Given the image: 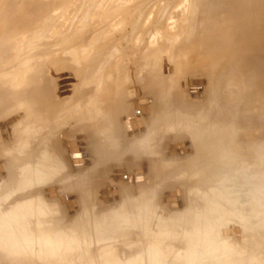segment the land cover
Returning a JSON list of instances; mask_svg holds the SVG:
<instances>
[{"label":"rangeland","instance_id":"1","mask_svg":"<svg viewBox=\"0 0 264 264\" xmlns=\"http://www.w3.org/2000/svg\"><path fill=\"white\" fill-rule=\"evenodd\" d=\"M202 1L0 0V129L5 125L9 129L17 122L16 127L21 125L22 115L30 108L42 116L51 107H58L59 111L61 100L67 97L72 99L68 103L69 113L77 109L84 116L91 111L93 114L112 112L111 120L108 114L99 121L102 124L113 120L117 129L120 120L116 114L127 112L122 115L121 126L125 137L119 138L123 142L119 140L121 147L115 155L116 159L121 158L118 163L123 164L126 177H116L117 168L107 178L101 172V176L91 179L104 181L97 191L92 187L94 183H89L81 173L54 175L49 160L5 159L7 149L13 144L7 136L9 133L0 135V163L7 164L6 174L0 175V250L21 243L12 244L2 236H7L10 230L21 229L22 220L39 223L48 220L47 225L57 237L63 235L62 231L73 232L68 233L78 243L74 244L78 247H69L75 252L69 251L76 258L73 257V264H92L93 259L88 258L85 251L79 254L78 251L90 245L85 230L89 231L92 222L93 226L100 222L99 230L105 234V243L100 249L103 253L111 252L114 259L119 258V264H264V157L252 169L251 176L255 178L241 179V184L232 181L226 188V196L221 198L220 192L213 191V186L202 185L196 175L187 173L189 160L168 158L167 154L172 143L192 133L176 123L175 116L181 112L178 108L175 110V102L179 108H190L198 101L195 100L201 92L198 86L203 87L202 80L197 84L198 81L193 83V78L208 79L210 75L209 67L200 64V59L195 57L197 52H192L196 37L204 33L205 24L201 21L211 17L202 10L207 5ZM214 1L224 2L226 6L234 3L229 8H234V16L238 18L233 17L236 20L231 19V24L237 25L242 20L246 39L241 40H245L244 43L251 40L255 52L264 57V0ZM230 11L218 14L224 17ZM200 48L201 45L196 50ZM62 87H66L68 93L65 94ZM112 90L117 93L116 102L108 110L107 102L112 99L108 92ZM181 111L184 114V110ZM171 115L174 116L170 118ZM9 117L12 118L4 123ZM160 125L172 131L165 136L168 144L163 146L157 137ZM102 129V132L108 130ZM152 129L156 140L153 138L155 142L152 140L153 144H149L151 149L166 150L165 153L158 159L143 160L142 164L124 158L129 150L136 151L137 147L133 146L140 139L129 145L125 141L126 134L145 132L144 136L151 133L153 137ZM62 139L67 153L66 142L82 147L77 139L67 140L66 136ZM99 143L98 147L94 143V147L106 149ZM180 148L181 153H188L183 143ZM120 149L124 153L121 154ZM76 150L78 148L74 147L70 152ZM68 159L70 163L69 153ZM118 163L115 167H119ZM134 164L141 165L128 169ZM136 167L145 170L146 182L138 178L141 170L133 172ZM40 172L47 177L38 176ZM252 189L261 204L254 210L246 197ZM56 191L61 192L60 203L48 204ZM212 204L218 205L220 210L206 207ZM242 214L250 217L249 220L241 221ZM107 241L109 245L113 243L110 246L114 245L109 251ZM154 245L164 253L161 263L159 259L146 260L156 249ZM2 255L5 254L0 251V257ZM5 263L12 264L8 259H0V264Z\"/></svg>","mask_w":264,"mask_h":264},{"label":"bare ground","instance_id":"2","mask_svg":"<svg viewBox=\"0 0 264 264\" xmlns=\"http://www.w3.org/2000/svg\"><path fill=\"white\" fill-rule=\"evenodd\" d=\"M199 1H202V0H196L197 3ZM202 3H204V5L205 3L207 4L202 8V10L203 11L205 10L207 13H210L211 17H208V19H206L207 18L206 17L205 19L201 21V23L205 24V27L203 29L204 33L201 37H198V36L196 37L194 41V46H193V48L195 49H192V52L194 53L197 52L198 55H196L195 57L197 59H200V64L203 63L205 67H209L210 75L208 76V79H205L202 76L197 77V79H195L196 77L193 78L194 79L193 83L194 82L196 83L198 81L197 82L198 84L201 82L203 84V87L202 85L201 87L198 86L199 90L201 91L199 93L198 98L195 99V100L198 99V101L194 103L193 105H191L190 108L186 106L183 107L182 105H181L182 108L181 107L179 108L177 107V103L175 102L174 104V106L176 105L175 110H177L178 108L181 113H182L181 110H184V114L183 113L181 114L177 111L179 114L177 115L176 113V115L179 117L175 116L176 119L178 118L176 123L177 124L180 123L184 128H187L192 133L190 134V136H185V138L183 140H180V142L172 143L170 145V148L167 154H168V158L173 157L176 160H185L187 162L189 160L190 169L187 171V173L190 172L192 175H196L198 177L197 179H200L202 185L209 184L213 186V191L216 193L220 192L219 194L221 198H223V196L225 195L227 186L230 183H232V181H234L237 184H241V181H242L241 179L245 180L247 178L252 177L251 178L252 180L253 178H255L254 176H251L254 173L252 172V169H254L264 157V57H261L260 55H258V53H256L257 52L255 50L256 47L255 45H251L252 43L251 40L249 42L247 41V43L246 42L244 43L245 40L242 41L243 40L242 38H245V35L244 33H242V31L246 27V26H243L242 20L239 23H237V25L235 24L233 25V22L231 24V19L236 20L234 18L235 17L238 18L237 16H234V12H235L233 11L234 8H229L232 4H234L233 2H231L229 6H226V4H223L224 2L222 3L223 6H220L222 4L217 3L214 0L213 1L203 0ZM229 10H231L230 11L231 14L228 13L230 16H227L228 15L227 12H229ZM225 11L227 12H226V16L224 17L220 16L222 14L220 15L218 14L219 12H225ZM194 13H196V11ZM217 15L219 16L217 17ZM215 28H218V30ZM200 45L202 46V48H200L199 50H196L197 48L200 47ZM263 45L261 44V48ZM158 58L159 57H157V60H159ZM199 80H202V81L199 82ZM176 96H179V95L177 94ZM161 99L165 103V100H163V98ZM172 100L174 99L172 98ZM163 102H160V103H163ZM177 102H180V101H177ZM172 104L171 106H173ZM82 105H84V103ZM169 110H171V107ZM172 110H174V108H172ZM90 111L88 110V112ZM91 112L92 113H90L89 115L85 113L87 115V116H84L86 119L85 121L90 122V120L88 119H91L92 121L93 120L92 118H95V114H93V111ZM174 115H171L169 117L171 118ZM108 117H110V120H111L112 117L110 115H108ZM10 118L12 117L7 118L4 121V123ZM170 118H168L169 121L171 120ZM112 121H108V122H112ZM108 122H105V123L102 122L103 125L100 122V124H98L97 126L99 128V131H101L102 127H107L109 129L112 126V124L107 125ZM16 124H18V122ZM16 124L12 126L10 125L9 129H13L14 127H16ZM127 124H128V121L126 122V125ZM161 125H160V129H161ZM7 126L5 125L4 128L0 129L1 136L3 132L7 134L9 133V129L7 128ZM152 132H153V129H152ZM154 133L156 132H153V135H154L153 137L150 133L149 135L151 136L150 138L149 136L148 137L144 136L146 134L145 133L143 137H141L137 142L135 141L136 142L134 144L135 146L139 144L137 148H135V150L137 151L138 148L139 149L151 148L149 144L150 143L153 144V141H154L153 138L156 136ZM187 139L189 140L188 142L186 141ZM67 140H71V139L67 137ZM125 141L129 142L126 138H125ZM120 142H123V141L121 140ZM261 142H263V145H261ZM77 143L79 142L77 141ZM180 143L181 144L183 143L184 150L185 151L187 150L188 153L186 154L181 153ZM95 144L97 145V143ZM103 145L104 147H106L108 143L106 142L102 144L101 146L103 147ZM120 145L121 143L120 144L116 143V147L114 146L116 148L115 152L119 150ZM131 145H133V143H131ZM173 145L174 147L172 148L171 146ZM66 146L68 147L71 167L73 169H77L76 171H83L84 168H86L87 166V161L80 147L74 146L75 148H78V150H76L75 152L74 151L70 152L71 148H74V147L68 145V142H66ZM98 146L99 145H97V147ZM151 146L154 147V145H151ZM97 147L95 146L94 148L98 149L97 151L99 154L101 153L104 154L105 152L108 151V149H105V148L101 149V147L99 149ZM245 149H248V151L246 154H243L242 151ZM122 152L123 151H121V154ZM170 152H172L171 155H170ZM75 155L76 157H74ZM118 159L115 160L117 163H118ZM121 164L116 169L115 174H116V177H119V175H123L125 178L127 173L125 172L126 170L124 169L123 164L122 165ZM6 165L4 164L1 165L0 169L3 172H0V175L6 174V171H7L5 168ZM186 167L187 166L183 168H186ZM137 169L138 171L139 170L142 171L138 173V178H142L144 179L143 182H146L145 170H143L142 167H136L133 169V172L137 171ZM117 170H121V172L117 173ZM16 171H18V169ZM215 171L219 172V174L215 175L216 173ZM72 173L76 174L77 172H72ZM140 173H143V174H140ZM37 175L47 177V174L46 173L44 174L42 172H40ZM13 178H15V176H13ZM133 178L136 179L135 175L133 176ZM134 182L136 181H133V183ZM60 191H56L55 192L56 195H53V197L48 199L49 200L48 204H52V205L57 204V201L61 197ZM88 192H90V190ZM63 193H64V190H63ZM248 196L246 195V197L249 199L250 205L253 206V210L261 206L259 198L257 197V194L255 193V190L252 189L251 193H249ZM85 199H88L87 196L85 197ZM206 207H208L209 209L220 210V207L218 205L212 204V205H206ZM60 208L62 209V207ZM239 217L241 221L243 222L246 220H249L250 218L244 214L240 215ZM47 222L48 220L41 221V223L33 222L32 220H25V221L22 220L21 224H23V226L21 225L22 226L21 229L8 231L9 234L7 236H2V238L11 241L12 244H15L19 241L21 243L15 246L11 245V247L4 248V249L1 248L2 250L0 251L5 255H2L0 259H3V258L8 259L9 262L12 264H73V260H74L73 253L75 252L72 250L74 249L73 248L74 246L78 247L77 245H74L75 243H77L75 240L76 238L73 235H68V233H73V232L62 231L63 235L57 237L56 234H52L51 229H50L51 226L47 225ZM16 223L18 222L16 221ZM56 223L58 224V222ZM87 223L88 222L86 221V224ZM99 223L100 222H98V225L97 223L96 224L94 223L95 224L94 226L92 225L93 222L91 224L89 223L91 226L90 227L88 226L89 227L88 232L86 231L87 229L85 230V233H86L85 235H87L90 245L86 247V250H84L85 248L84 249L80 248V251H78V254L83 253L85 251V253L89 256L88 258L93 259L94 262L92 261V264H119L118 262L119 258L114 259L111 256L112 255L111 252L103 253L102 252L103 250L100 249L102 246H104L105 242L103 240L105 239L104 238L105 234L99 230V227H98ZM39 225H42V226H39ZM44 225L45 226L47 225V228H45ZM84 226H85V223H84ZM112 229L114 230V227ZM18 231L19 233H16ZM205 234H208V233H205ZM156 242H154V244H157ZM106 244H108V241L106 242ZM106 244H105V248L107 246ZM72 245H73L72 250H69V247L71 249ZM112 246L114 247V245ZM112 246L108 247V250L107 249L106 250L109 251V248L112 249ZM154 246L156 247V245ZM157 246L159 247V245ZM69 251H72L73 253ZM69 253H72V254H69ZM161 253L162 251L157 249L156 247L155 250H152V255H150V257H147L146 260L152 262V261L159 259L161 263L164 259V258L163 259L161 258V255H164V253L162 254ZM79 258L81 259V257H78V259ZM80 259L78 261H80ZM82 260L83 259H81V262ZM75 264H80V262L75 263ZM153 264H156V262Z\"/></svg>","mask_w":264,"mask_h":264},{"label":"crops","instance_id":"3","mask_svg":"<svg viewBox=\"0 0 264 264\" xmlns=\"http://www.w3.org/2000/svg\"><path fill=\"white\" fill-rule=\"evenodd\" d=\"M116 95L117 93L115 90L108 92V96L112 97V99H109V102H107V104H109L110 106L106 105L108 110H111V104H114L113 102H116ZM70 101H72L71 98H63L61 100L62 104L59 111L58 107H56L57 110L54 109V107H51L52 109L48 110V112H45V115L43 116L36 111H31V108L25 110V113L22 115L21 125L17 126L16 128L14 127L7 135L8 137H10V141L13 146L12 148L7 149V156L5 155V159L9 161L22 160L26 162L49 160L50 165H53V169H51V171L54 170V175L70 174L71 171L77 172L78 174L81 173L82 175L86 176V180L87 178L89 179V183L94 182V185L92 187L97 191L98 187H100V185L104 181L102 182L100 179H91L101 176V172H103V174H105V177L107 178L112 173V171L114 172V168H118L115 167V147L116 143H119V138L125 137L123 135L121 126H123L122 115L126 114L127 112H118L116 114V117H118L120 120V122L118 123V129L117 127H113L115 123V121H113V124L108 129V131L102 132L103 129H101L100 132L99 128L97 127L99 124V120L104 115L110 114L111 117L114 116L111 114L112 112L105 111L103 112V114L99 111L95 112V118H93L92 121L91 119H88L90 120V122H88L85 121L86 119L80 109H77L76 112L69 113L68 103ZM100 103H102V101ZM102 128L107 129V127ZM119 128L121 129L119 130ZM170 134H172L171 130H165L164 127L160 129L158 139L160 140L159 143L161 144V146L168 144L167 140H165V136L168 137ZM143 135L144 132H134L131 134H126V138L128 139L129 143H133ZM65 136L69 139H77L79 140L80 144H82L81 150L83 151V154L87 161V166L83 171H76L77 169H73L71 167L68 159V153L62 139ZM97 141L102 144L106 142L108 143V145H106V149H108V153L106 152L108 154L107 157H105V154H101L103 156L101 157L99 153L95 152L94 143H99ZM21 148H23L22 151L20 150ZM138 149L136 152L129 150L128 154L124 155V158H132L135 160L132 162L137 161L140 163L143 160H151L152 158L158 159L166 151L161 150L160 152H155L151 148ZM140 165H130L128 169Z\"/></svg>","mask_w":264,"mask_h":264},{"label":"water","instance_id":"4","mask_svg":"<svg viewBox=\"0 0 264 264\" xmlns=\"http://www.w3.org/2000/svg\"><path fill=\"white\" fill-rule=\"evenodd\" d=\"M59 78H61V76H59ZM62 90H63V92H65V94L68 93V92L66 91V90H67L66 87H62ZM74 157H76V155H75ZM0 172H1V169H0Z\"/></svg>","mask_w":264,"mask_h":264}]
</instances>
